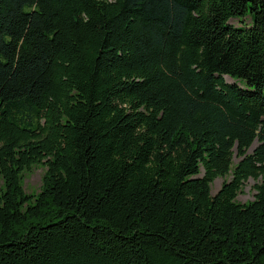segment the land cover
<instances>
[{
    "label": "trees",
    "instance_id": "1",
    "mask_svg": "<svg viewBox=\"0 0 264 264\" xmlns=\"http://www.w3.org/2000/svg\"><path fill=\"white\" fill-rule=\"evenodd\" d=\"M0 177V264H264V0H0Z\"/></svg>",
    "mask_w": 264,
    "mask_h": 264
},
{
    "label": "rangeland",
    "instance_id": "2",
    "mask_svg": "<svg viewBox=\"0 0 264 264\" xmlns=\"http://www.w3.org/2000/svg\"><path fill=\"white\" fill-rule=\"evenodd\" d=\"M229 22L235 26H247L250 24L249 16L242 17L241 19H230ZM227 81L231 82L232 79L229 76H225ZM256 142H253L252 146L250 147L249 151L253 149L256 145ZM238 161L237 156H234V163ZM46 167L43 165H35L31 168L30 171L25 172L22 178V185L23 189L27 193L37 192L41 188L42 185V178L45 173ZM202 173H200L201 175ZM231 179V174L228 173L224 177H217L215 178L210 184V192L211 194H215L220 187L222 186L223 182L229 181ZM261 182V178L257 180L253 178H249L246 182H244L241 190L238 192L236 196V200L240 203H246L254 198L255 188L254 185ZM4 187L3 180L0 177V191Z\"/></svg>",
    "mask_w": 264,
    "mask_h": 264
}]
</instances>
